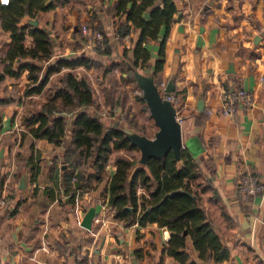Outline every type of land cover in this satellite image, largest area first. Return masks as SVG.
<instances>
[{
	"label": "crops",
	"instance_id": "obj_1",
	"mask_svg": "<svg viewBox=\"0 0 264 264\" xmlns=\"http://www.w3.org/2000/svg\"><path fill=\"white\" fill-rule=\"evenodd\" d=\"M63 1L33 20L24 18L23 23L32 21L47 29L56 43L67 41L68 29L78 31L87 26L114 45L110 56L96 55L95 51L85 54L102 65L118 62L123 49H132L136 44L139 29H131L124 37L117 35L125 15L112 12L116 0ZM162 1L154 3L161 6ZM172 2L176 12L165 41L160 84H173L174 91L169 95L174 97L176 117L182 119L183 138L196 136L204 148L196 163L200 187L207 190L198 191V195L206 207V217L230 252L228 261L214 262L209 256L199 257L187 238V263L264 264V195H256L246 203L248 197L238 189L240 180L247 175L264 184V0ZM108 8L111 13L106 11ZM164 34L162 26L160 40ZM31 41L32 37L27 36L25 44ZM9 42V33L0 30V49ZM85 44L82 42L78 52L65 48L61 56L71 59L83 55ZM145 48L150 68L138 72L151 76L159 44L149 41ZM67 73L77 81H87L99 92L101 77L97 70L83 67L51 74L44 90L31 96L23 94L29 84L26 71L18 78L6 76L0 83V97L5 87L20 88L17 96L15 89L8 90L13 98L11 104H0V264H158L160 260L161 264H180L164 255L170 237L166 227L155 223L124 226L113 218L110 207V224L98 236L92 233V222L89 230L81 227L89 208L93 207L95 214L99 201H108L109 181L115 171L113 155L102 179H91L89 186L80 189L76 187L77 169L64 158V147L34 139L25 125L30 113L41 110L45 91L59 86ZM115 75L119 83L121 77L126 78L118 72ZM124 87L129 99L127 110L118 107L105 113L100 105L94 115L153 138L158 128L137 99L140 91L130 84ZM239 89L252 96V105H238L231 116L220 115L225 92ZM199 102L203 110L198 109ZM182 167L183 161H177L176 168ZM147 193L144 187L136 189L138 197ZM20 230L16 241L13 234Z\"/></svg>",
	"mask_w": 264,
	"mask_h": 264
},
{
	"label": "trees",
	"instance_id": "obj_2",
	"mask_svg": "<svg viewBox=\"0 0 264 264\" xmlns=\"http://www.w3.org/2000/svg\"><path fill=\"white\" fill-rule=\"evenodd\" d=\"M63 3V0H7L6 3L0 0V30L8 32L10 36V42L0 49V83L6 76L18 78L26 71L29 84L23 94L31 96L40 94L49 76L64 68L95 69L101 77L97 93L87 81H77L69 73L65 74L59 86L45 91L46 101L41 110L26 117L28 133L34 139H45L55 146L64 147V158L77 169L76 187L80 189L89 186L91 179H102L105 166L113 155L115 171L108 186V204L113 218L128 227L135 223L138 227L152 223L166 227L170 233L163 250L166 257L180 264H193L191 261L187 263L189 254L185 251L189 238L199 257L209 256L214 262L228 261L230 252L222 244V236L216 226L206 217V207L198 195V191L205 193L207 189L200 187L198 182L200 171L197 160L187 151H181L179 160L183 161V167L178 170L177 160L169 151L161 159L150 158L146 165H141L137 147L125 136V125H112L94 115L99 112L100 105H103L105 113H112L118 107L124 111L128 109L129 99L124 86L130 84L140 91L134 80V72L150 68L149 52L145 48L149 41L159 44L158 58L150 74L154 84L159 87L165 41L176 12L174 3L163 0L161 6H156L154 0H116L113 11L111 8L106 11L125 15V21L117 28V35L124 37L131 29H139L140 34L132 49L124 48L119 61L107 65L88 55L71 59L61 56L65 48L80 51L82 42L86 40L80 30L68 29L67 41L56 43V38L51 37L47 29L39 28L33 22L23 23L24 18L33 20L40 13H47ZM145 14L148 16L145 17ZM162 26L165 34L160 40ZM27 36L32 37L28 45L25 44ZM57 39L60 40V37ZM113 51L114 45L102 36V42L95 48L96 55L110 56ZM115 72L125 74L126 78L121 77L119 83ZM11 88L15 89L17 96L20 88L5 87L0 104L13 102L8 91ZM137 99L143 109H147L142 95ZM139 186L148 190L147 195H136ZM173 191L176 193L170 195ZM254 196L248 197L246 203ZM135 254L140 258L139 252ZM161 263L162 260L158 264Z\"/></svg>",
	"mask_w": 264,
	"mask_h": 264
},
{
	"label": "water",
	"instance_id": "obj_3",
	"mask_svg": "<svg viewBox=\"0 0 264 264\" xmlns=\"http://www.w3.org/2000/svg\"><path fill=\"white\" fill-rule=\"evenodd\" d=\"M147 16L148 14H145V17ZM134 80L145 101L150 118L158 128L153 138H148L134 131L124 130L126 138L132 145L137 147L139 151V163L141 165H146L150 158L161 159L169 151H171L175 160L178 161L181 151L184 150L187 151L193 159L198 161V156L204 151V148L196 136L186 139L183 138L180 124L176 121L174 104L164 99V96H168L174 91L172 82L169 81L163 92L160 93L151 76L135 71ZM198 109L203 110L202 102H199ZM175 193L176 192L173 191L170 195ZM93 216L94 208L91 207L82 218L81 227L89 230L91 228ZM20 235L21 230L14 232V239L18 241V236Z\"/></svg>",
	"mask_w": 264,
	"mask_h": 264
},
{
	"label": "built area",
	"instance_id": "obj_4",
	"mask_svg": "<svg viewBox=\"0 0 264 264\" xmlns=\"http://www.w3.org/2000/svg\"><path fill=\"white\" fill-rule=\"evenodd\" d=\"M80 32L86 39V44L82 52L84 54H90L95 51L97 44L102 42V36L99 33L91 32L85 25L80 28ZM164 89L165 83H161L158 90L162 91ZM164 99L174 103V97L172 95L164 96ZM238 105L250 107L252 105V96L243 89H239L236 91L227 90L223 96L222 106L220 108L219 114L223 116H231L235 113ZM176 121L181 124L182 119L176 117ZM262 184L263 183L258 181L256 178L247 175L240 180L238 189L246 197L254 196L255 194L260 192L264 195V187L262 186ZM98 207V211L92 218V233H95L94 236H98L103 228H106V226L110 224L108 201H99ZM134 226H137V223H135Z\"/></svg>",
	"mask_w": 264,
	"mask_h": 264
},
{
	"label": "rangeland",
	"instance_id": "obj_5",
	"mask_svg": "<svg viewBox=\"0 0 264 264\" xmlns=\"http://www.w3.org/2000/svg\"><path fill=\"white\" fill-rule=\"evenodd\" d=\"M138 95V94H137ZM140 95H141V92H140ZM135 97H138V96H136V94H135Z\"/></svg>",
	"mask_w": 264,
	"mask_h": 264
},
{
	"label": "snow or ice",
	"instance_id": "obj_6",
	"mask_svg": "<svg viewBox=\"0 0 264 264\" xmlns=\"http://www.w3.org/2000/svg\"><path fill=\"white\" fill-rule=\"evenodd\" d=\"M5 2H7V0H5Z\"/></svg>",
	"mask_w": 264,
	"mask_h": 264
}]
</instances>
